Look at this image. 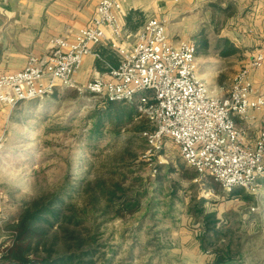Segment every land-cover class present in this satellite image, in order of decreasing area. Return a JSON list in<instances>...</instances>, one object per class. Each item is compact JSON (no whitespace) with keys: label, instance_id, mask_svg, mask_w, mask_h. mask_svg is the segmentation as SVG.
<instances>
[{"label":"rangeland","instance_id":"obj_1","mask_svg":"<svg viewBox=\"0 0 264 264\" xmlns=\"http://www.w3.org/2000/svg\"><path fill=\"white\" fill-rule=\"evenodd\" d=\"M226 2L229 0H206L218 26L204 27L212 40L207 50H202L197 40L199 65L213 78L211 90L218 94L229 93L242 60L255 49V45L246 47L249 53L245 56H218L213 39L221 19L235 8V0H230L228 11L221 9ZM260 69L257 77L263 87L264 67ZM101 101L90 93L59 86L50 95L5 110L8 117L1 132L5 140L0 147V225L23 202L60 186L82 185L98 175L105 177L107 184L128 176L129 183L132 176L141 174L148 195L142 196L141 210L124 218L105 209L104 200L97 195L92 202L89 195L70 191L69 200L86 208L78 210L82 216L79 231L86 241L94 240V264H213V252L200 247L202 219L189 212L192 198L206 199V210L215 211L221 224L231 226L233 259L228 264H264V178L248 189L238 186L229 190L219 181L216 188L210 177L195 179V186L190 187L188 179L181 176L180 164L188 165L177 144L166 138L163 154L149 155L144 130L139 129L140 119L120 133L106 131L101 138L88 141L94 121L89 114L103 108ZM146 126L154 128L152 123L146 122ZM158 164H163L165 179L161 182L154 176ZM175 180L183 186L172 198L170 183ZM237 188L243 193H233ZM246 194L252 197L245 198ZM3 238L0 232V241ZM228 240L222 238L219 244Z\"/></svg>","mask_w":264,"mask_h":264},{"label":"built area","instance_id":"obj_2","mask_svg":"<svg viewBox=\"0 0 264 264\" xmlns=\"http://www.w3.org/2000/svg\"><path fill=\"white\" fill-rule=\"evenodd\" d=\"M121 7L120 0H100L89 25L55 36L43 58L30 55L20 70L0 73V103L14 107L59 86L101 99H135L154 126L144 131L149 155L171 138L186 164L198 172L196 180L213 176L229 190L259 184L264 177V129L248 143L234 116L247 120L264 107V94L251 77L263 66L264 51L236 73L227 96H216L197 75L196 45L189 40L173 44L163 20L148 18L136 32L133 48L125 47L124 38L130 35L119 22ZM102 43L117 51L119 64H108L86 84H78L75 75L85 57H99L96 46ZM4 140L0 134V147Z\"/></svg>","mask_w":264,"mask_h":264},{"label":"crops","instance_id":"obj_3","mask_svg":"<svg viewBox=\"0 0 264 264\" xmlns=\"http://www.w3.org/2000/svg\"><path fill=\"white\" fill-rule=\"evenodd\" d=\"M120 1L122 7L117 12L119 22L130 35L124 38L125 47L129 50L133 48L135 34L143 26L136 31L127 28V16L133 10H139L146 20L150 17L161 19L166 24L168 37L173 44L189 40L196 45L197 75L208 84L211 93L221 97L229 94H218L216 90H211L213 78L206 76L199 65L197 40L200 48L207 50L212 40L205 34L204 27L218 26V20L213 17L206 0ZM99 2L100 0H0V73L20 70L30 55L43 58L55 36L89 25L97 13ZM229 3L231 2L223 3L220 8L227 10ZM234 5L232 12L221 19L220 29L216 32L217 38L213 41L217 42L220 57L223 56V38L229 39L236 46V52L231 54L234 56H245L249 53L246 47L255 45L249 58L242 60L238 72L258 51H264V0H235ZM202 11L205 14L202 15ZM96 51L100 56L87 55L76 73L75 80L78 84H86L100 71L105 70L104 65L107 68L108 64H119L117 51L108 43L97 45ZM110 57H113L114 62L107 59ZM260 68L253 70L251 77L258 91L264 94V84L260 87L257 77L262 72ZM9 107L11 106L0 103V134L8 117L4 112L10 110ZM234 117L237 124L245 129V140L248 143L253 142L259 131L264 129V107L253 111L247 120L238 115Z\"/></svg>","mask_w":264,"mask_h":264},{"label":"trees","instance_id":"obj_4","mask_svg":"<svg viewBox=\"0 0 264 264\" xmlns=\"http://www.w3.org/2000/svg\"><path fill=\"white\" fill-rule=\"evenodd\" d=\"M229 4L231 6V3ZM144 22L145 17L139 10H133L127 16V28L131 31L138 30ZM222 42L223 56L236 52V46L229 39L223 38ZM107 59L113 61V57ZM117 63H114L115 66ZM104 67L106 68L105 65ZM101 102L103 108L100 111L95 109L89 114V118L94 121L89 128L88 141L101 138L106 131L120 133L122 128L136 123L137 119L141 122L139 129L144 131L150 129L146 122L149 124L151 122L139 112L135 99L102 98ZM108 124L110 125L107 127ZM136 126L138 127L137 124ZM157 154L162 155L163 148ZM162 168L163 164L154 167V176H157L159 182L165 179L161 174ZM180 172L182 177L188 179L190 187H194L198 172L185 164H180ZM123 177L107 184L105 177L98 175L94 180H88L82 185L66 184L23 202L18 211L0 225V232L4 235L0 242V264H94L97 251L94 240L86 241L79 231L82 216L78 210L86 208L77 206L76 202L69 200L68 197L71 190L89 195L92 202L97 195V198L104 200L105 209L113 210L114 216L124 218L133 215L142 208V196L148 195L145 178L138 174L132 176V181L127 183L128 176ZM207 177H210L214 187H220V183L213 176ZM181 186H183L181 181H172L169 195L172 198L176 197ZM233 193L241 194L243 190L237 188ZM244 196L252 197L247 194ZM205 201L204 198L198 201L192 198L188 208L194 217L202 219L201 233L198 235L200 247L203 251L210 249L213 252L215 256L213 264H228L233 259L230 238L233 231L228 224H221V219L215 211L206 210L203 206ZM227 237L228 242L220 245L219 241Z\"/></svg>","mask_w":264,"mask_h":264}]
</instances>
